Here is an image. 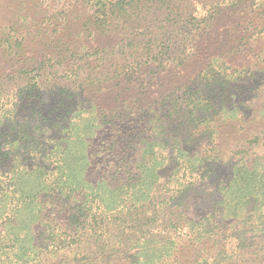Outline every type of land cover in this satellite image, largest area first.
<instances>
[{"label":"trees","instance_id":"16d2710c","mask_svg":"<svg viewBox=\"0 0 264 264\" xmlns=\"http://www.w3.org/2000/svg\"><path fill=\"white\" fill-rule=\"evenodd\" d=\"M261 147L264 0H0V264H264Z\"/></svg>","mask_w":264,"mask_h":264},{"label":"rangeland","instance_id":"374dc122","mask_svg":"<svg viewBox=\"0 0 264 264\" xmlns=\"http://www.w3.org/2000/svg\"><path fill=\"white\" fill-rule=\"evenodd\" d=\"M263 150H264V147H261L259 149H256L255 152H257L258 154H262L263 153ZM187 214H189L188 216H193L194 219H195V225H196V234L198 232H201V228L203 227V225H206V226H211V221L210 220H206V219H200V217H198L197 215L194 216L190 211H186ZM261 217L263 215V220H262V224H259L261 226H264V210L262 211V213L260 214ZM257 224H249L248 228H252V230H255V232H257V228L255 227ZM208 229V228H207ZM258 233V232H257ZM220 237H222L223 239V242H225V244L227 245V248L230 249V248H233L234 247V244H235V241L232 237H229L227 235L226 232H224V234H221ZM263 238H264V235H263ZM204 242V241H202ZM205 242H207L205 245L206 246H209L211 243L209 242V240H206ZM193 247L196 248V250H201L203 248V244L202 243H199L197 240H196V244L193 245ZM191 248V247H190ZM232 250V249H231Z\"/></svg>","mask_w":264,"mask_h":264}]
</instances>
